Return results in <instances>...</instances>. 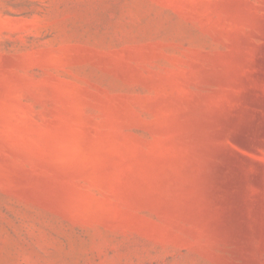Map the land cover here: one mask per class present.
Masks as SVG:
<instances>
[{"label": "rangeland", "instance_id": "1", "mask_svg": "<svg viewBox=\"0 0 264 264\" xmlns=\"http://www.w3.org/2000/svg\"><path fill=\"white\" fill-rule=\"evenodd\" d=\"M0 264H264V0H0Z\"/></svg>", "mask_w": 264, "mask_h": 264}]
</instances>
